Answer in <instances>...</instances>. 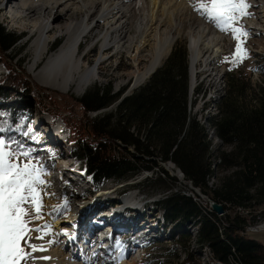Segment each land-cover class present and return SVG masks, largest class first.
Masks as SVG:
<instances>
[{
	"label": "trees",
	"instance_id": "1",
	"mask_svg": "<svg viewBox=\"0 0 264 264\" xmlns=\"http://www.w3.org/2000/svg\"><path fill=\"white\" fill-rule=\"evenodd\" d=\"M19 39L0 26V60ZM7 68L0 80V128L5 138L17 139L35 132L29 126L31 116L20 112L24 99L11 101L12 96L30 93L32 84L14 64ZM225 81V92L212 103L215 110L195 112L201 87L191 94L189 52L179 44L133 93L124 96L111 85L95 86L73 98L75 105L69 108L73 114L66 121V141L96 185L145 172L150 183L166 185L171 180L155 203L169 225L172 249L182 251L175 264H264V243L244 234L251 212L247 210L264 207V82L252 91L250 76L234 68ZM168 163L194 186V196L172 186ZM196 189L222 204L225 215L204 208L195 199L200 197ZM190 224L197 227L194 249L186 244ZM205 247L210 259L203 263Z\"/></svg>",
	"mask_w": 264,
	"mask_h": 264
},
{
	"label": "rangeland",
	"instance_id": "2",
	"mask_svg": "<svg viewBox=\"0 0 264 264\" xmlns=\"http://www.w3.org/2000/svg\"><path fill=\"white\" fill-rule=\"evenodd\" d=\"M247 1L249 0H246V2ZM246 11L251 14L246 15L248 20L257 18V9L254 8L252 4H250V7H248ZM197 13H199V16L203 17L206 22L214 25L211 21L201 15V12L197 11ZM0 15H2V18L0 19V26H3L7 31L14 32L20 36V39L14 48L4 54V56H2L3 60H0V80L8 72L7 65L9 64H14V67L17 68L15 70L22 74V76L26 75L29 77L32 84L31 92L25 93L24 91H21V96L17 97V95H13L11 101H20L22 98L24 99V101L19 102L20 112L27 118L29 115L31 116V118H28L30 120L29 126L35 132V134H33L35 139L30 135H25V133L21 134L20 138L18 137L17 139H14L11 137L7 139L4 136V131H0V138H2L7 145V148L5 149L6 151L11 150L17 154L16 159L13 161L14 163H18L21 167L26 163L35 164L37 168L42 167L47 173L46 175L41 176V179L46 181V183L37 186V193L41 197V203L43 205V207L40 208V218H35L36 210L31 203H26L24 205L30 213L29 216L25 217L30 221L28 227L36 228V226H38L37 228L41 231L43 226L41 225L42 221L47 220L48 217L50 218L48 223L51 226H53V223L59 219L71 220L75 217L73 216L72 218L69 211H72V213L78 212L80 209L77 208L79 202L85 203L82 206V212H85V209L91 207L87 211L88 214H91L90 220L88 219L89 217L86 218L87 214L83 217L85 220L84 222L89 223V221L97 219L96 216L101 215L97 214L98 209L102 214H105L110 209L107 208V204L116 205L120 201H123L126 195L133 193L135 196L131 202L136 203L135 208H139L141 214L144 215V219L150 218L151 223L156 222L157 228H154V232H151L148 236H146V238L139 240L135 236L137 235L136 233L133 235V231L137 228V223L139 224V222L136 221V223L134 222L136 226H131L133 225V222L131 221L132 218L130 215H133L135 210L130 207L127 209L125 214L126 218L124 219L126 220H124L123 217L120 219L123 214L119 215L117 219H111V221H114L115 226L120 227L118 228L119 232L124 234L119 235V238L116 239L121 242L120 244H117L116 240L113 241L114 243L112 244L109 257H114L117 254L126 260L134 261L136 264H175L176 259L179 254H182V251H180L181 249H172L174 242L170 235L171 232L168 228L169 225L165 222L162 212L156 207L155 203L166 193V190L163 188L172 183L171 180H168L166 185L165 182L162 184H156L155 182L150 183L145 180L150 173L145 172L129 179H112L104 181L100 185H96L92 179L86 175V172L80 169L79 164L78 166H75L78 168V175H81L79 178H73L74 176H72L69 181L68 172L62 180L59 179L61 176H58L56 181H54V178L53 180L51 179V176L53 175L51 174V169L57 165L55 158L60 155L73 156V153L70 151V146L68 145L69 143L66 141L69 132L66 121L70 118L69 115L73 114L72 111L69 110V108L71 109V107L75 105L73 98H81L86 91L100 85L113 86L115 93L120 91H124V94L127 93L130 90L131 73L138 67L141 70L144 69L151 61L153 51H151L150 45L153 40L150 41L151 43L147 45L143 51H140L139 59L136 63L127 52L123 51L115 53L112 51H106V61L99 69V80L92 83L81 95H77L73 89L67 92H60L43 86L34 79L33 73L29 71V66L33 62L34 54L32 51V45L36 39V35H32V33H30L31 27L28 21L18 19L13 20L12 16L7 17V15H10L8 10L0 11ZM243 17L244 16L237 19L234 22L233 27L246 31L248 35H240L237 39L234 38L231 30L226 33L220 31L217 27V30L222 33L224 38V51L219 60L209 68H200L199 66L200 72H198L197 75L196 87L199 85L201 87V91L197 99V103L194 106V111L199 114L212 113L215 110L212 103H214L216 97H219L225 92V76L226 73L233 68L245 71L246 75L250 76L252 91H257L258 87L263 85L264 37L257 33L255 35V33L252 32L253 28L248 29V26L246 25L248 20H245ZM54 18L55 15L52 16V19ZM57 25L63 27L64 23L60 22ZM188 29L189 25L185 24L180 36H178V39L175 41L172 50L176 45L184 44L187 47L190 57ZM50 35L53 36V41L48 51L58 49L66 40V35L61 32ZM152 36L153 32L150 34L151 38ZM91 37L83 41L78 51L80 55H84L87 52L86 46L91 43ZM238 45L242 49L240 54L236 52ZM96 46L97 48L94 51H90L89 56L86 58L89 63H92L95 57L100 54L98 51L99 44L96 43ZM46 57L47 54L45 55V58ZM148 78L149 77H147L141 85L144 84ZM223 83H225V87L223 86ZM194 90L191 93L192 95L194 94ZM208 103L209 106L206 107ZM10 106L11 103L7 104L8 109H10ZM110 108L111 107L104 109L103 111L92 113V117H96L97 115L108 111ZM76 113L79 114V111ZM28 150H31L30 157L21 155V153ZM80 165L82 166L81 162ZM165 169L168 171L169 175L174 178V185H172L174 188L182 189L183 191H186V193L193 195L192 190L195 189L194 186L184 178V175L180 173V170H178L173 163L166 164ZM80 181H82V184L84 182V186H82V188H85L86 185L89 186L88 184H91L92 186L91 188H88L89 190L85 189L78 196H74L75 192L81 188L79 185ZM214 181L215 180L211 183H214ZM109 188L113 189L110 194H108V197L102 192L103 190ZM194 191L200 196L195 197V199L199 201L204 208L211 205L209 203L212 199L209 196L202 194L197 189ZM89 201H93V203ZM237 211L243 210L241 207H238ZM249 211L251 212L248 214L250 221H248V224H251L252 227L249 228L248 231L244 230V234L264 243V207L252 206L249 210H247V212ZM225 213L226 211L223 214H220V216L225 215ZM75 220L76 222H79V218ZM64 224L69 225L68 223ZM139 228L142 229L143 226L140 225ZM187 230L190 234L186 239V244L192 249L197 248L196 225H188ZM138 234H140V232H138ZM114 239L115 238L112 240ZM31 241L32 240H30L29 243H31ZM119 247L121 248L119 249ZM26 251L31 253L30 249L26 248ZM204 251L205 252L202 254L203 263L209 261V257L206 255V247ZM95 259L98 258L94 257V260ZM32 261L33 259L29 261V264H32Z\"/></svg>",
	"mask_w": 264,
	"mask_h": 264
},
{
	"label": "bare ground",
	"instance_id": "3",
	"mask_svg": "<svg viewBox=\"0 0 264 264\" xmlns=\"http://www.w3.org/2000/svg\"><path fill=\"white\" fill-rule=\"evenodd\" d=\"M247 3L257 9V18L248 20L246 15L243 17L248 20L246 24L248 29L253 28L252 32L255 35L257 33L264 37V0H249ZM199 6L200 0H0V11L8 10L10 15L7 17L12 16L13 20L28 21L31 27L30 33L36 35L32 45L33 62L29 66V71L33 73L34 79L39 84L60 92L73 89L77 95H81L92 83L99 80V69L106 61V51L127 52L136 63L140 51H143L153 40L150 45L153 53L149 65L142 70L139 67L136 68L130 75V89L137 88L171 51L185 24L189 25L192 78L193 80L197 79L200 71L199 66L200 68H209L219 60L224 51L222 33L217 30V27L199 16L200 14L197 13ZM53 15H55L54 19H52ZM1 18L2 15H0ZM60 22L64 23L63 27L57 25ZM60 32L66 35L65 42L58 49L48 51L53 41V36L50 34ZM90 37L92 40L86 46L87 52L80 55L78 51L83 41ZM96 43L99 44L100 54L95 57L92 63H89L86 58L90 51L97 48ZM223 86L225 87V83ZM61 160L64 165L70 164L66 158ZM72 164L71 167L76 168L74 162ZM55 171V168L51 169L53 173L51 179L54 178V181L62 174L61 171L56 175ZM73 178L79 177L74 175ZM79 185L81 188L75 192L74 196H78L83 190L92 186L88 184L89 186L86 185L85 188H82L84 186L82 181ZM112 189H105L102 193L109 197L108 194ZM134 196L133 193L126 195L124 200L117 204L118 209L107 204L110 211L105 214H102L97 208V214L101 215L96 216L97 219L93 220L105 221L106 224H109L106 227L108 230L110 226H113L112 232L115 233V237L112 236L104 241L96 240L93 245L89 246V254L83 250L87 238L84 235V229L93 223V220L89 223L84 222L83 217L87 214L86 218L89 217L90 220L91 214H88L87 211L91 207L82 212V206L85 203L79 202L78 212L69 211L72 218L73 216L75 218L71 220L59 219L53 223V226L49 225L50 218L48 217L47 220L42 221L41 231L30 233L32 237H42L32 240L31 243L43 249L31 252L33 257H37L31 263L136 264L117 254L114 257H109L113 241L119 238V235L124 234L119 232L118 228L120 227L115 226L114 221H111V219H117L121 214L123 215L120 219L126 218L127 211L122 212L119 206L130 204L135 210L133 215H130L133 222L131 226H136L134 222H139L133 231V235L136 233L135 236L139 240L146 238L151 232H154V228H157L156 222L151 223L150 218L144 219L139 208H135L136 203L131 202ZM93 201L89 202L93 203ZM111 209H113L112 212ZM78 218L79 222H76L75 219ZM140 225L143 226L142 229L139 228ZM103 232L105 230L101 232V235ZM113 238L115 239L112 240ZM91 242L92 240L88 241V243ZM91 250L93 252L90 254ZM38 257H48V259H38ZM94 257L98 259L94 260Z\"/></svg>",
	"mask_w": 264,
	"mask_h": 264
},
{
	"label": "snow or ice",
	"instance_id": "4",
	"mask_svg": "<svg viewBox=\"0 0 264 264\" xmlns=\"http://www.w3.org/2000/svg\"><path fill=\"white\" fill-rule=\"evenodd\" d=\"M248 7L250 5L246 0H200L197 11L220 31L227 33L231 30L234 38L238 39L240 35L246 36L248 33L233 27V24L240 17L251 15L246 11ZM236 52L238 54L242 52L239 45ZM0 115L4 114L0 113ZM0 131L3 129L0 128ZM6 148L7 145L0 138V264H29L30 260L37 257H32L26 248L31 249V252L43 250L29 241L42 237L30 235L31 232H39L40 229L28 227L30 221L25 217L30 213L24 205L31 203L36 210L35 218H40V208L43 205L37 193V186L46 183L41 176L47 173L42 167L37 168L35 164L26 163L21 167L18 163H14L17 154L11 150L6 151ZM21 155L30 157L31 150ZM120 243L117 241V244ZM38 259H48V257H38Z\"/></svg>",
	"mask_w": 264,
	"mask_h": 264
},
{
	"label": "water",
	"instance_id": "5",
	"mask_svg": "<svg viewBox=\"0 0 264 264\" xmlns=\"http://www.w3.org/2000/svg\"><path fill=\"white\" fill-rule=\"evenodd\" d=\"M171 50H172V49H171ZM170 53H171V51L166 55V57L163 59V61H162L159 65H157L156 68H154V70L150 73V75H149L148 77H150L154 72H156V70H157L159 67H161V66L163 65L164 61H165L166 58L170 55ZM199 72H200V71H199ZM190 74H191V93H192L193 90H194V88L196 87L197 79H194V80H193V78H192L191 66H190ZM140 85H141V84H140ZM140 85H139V86H140ZM139 86H138V87H139ZM138 87H137V88H138ZM135 89H136V88H134V89H130L127 93L124 94V96L133 93ZM178 170H179V169H178ZM180 173L183 175V173H182L181 171H180ZM211 206H212L213 210H214L217 214H223V213L225 212L224 206H223L222 204L216 202V201H212V202H211Z\"/></svg>",
	"mask_w": 264,
	"mask_h": 264
},
{
	"label": "built area",
	"instance_id": "6",
	"mask_svg": "<svg viewBox=\"0 0 264 264\" xmlns=\"http://www.w3.org/2000/svg\"><path fill=\"white\" fill-rule=\"evenodd\" d=\"M209 204H211V200H210V203ZM250 222V221H249ZM252 226H251V224H247V226H246V229L245 230H247L248 231V229L249 228H251Z\"/></svg>",
	"mask_w": 264,
	"mask_h": 264
}]
</instances>
